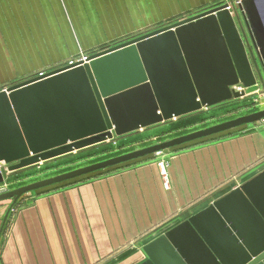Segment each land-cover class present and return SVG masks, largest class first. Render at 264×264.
Returning a JSON list of instances; mask_svg holds the SVG:
<instances>
[{"label": "water", "instance_id": "95a60500", "mask_svg": "<svg viewBox=\"0 0 264 264\" xmlns=\"http://www.w3.org/2000/svg\"><path fill=\"white\" fill-rule=\"evenodd\" d=\"M231 5V9L228 6ZM264 0L221 1L0 90V183L8 170L43 165L106 139L245 97L264 88ZM264 108L0 193L26 194L233 129ZM16 163V164H15ZM139 264H264V172L144 245Z\"/></svg>", "mask_w": 264, "mask_h": 264}, {"label": "crops", "instance_id": "0c3cea01", "mask_svg": "<svg viewBox=\"0 0 264 264\" xmlns=\"http://www.w3.org/2000/svg\"><path fill=\"white\" fill-rule=\"evenodd\" d=\"M221 1L0 0V90ZM214 106L161 122L152 137L197 130ZM79 152L61 158L73 165ZM166 153L167 167L151 155L24 195L0 237V264L141 263L144 245L264 172V125ZM34 166L8 170L10 189L33 182ZM11 202L0 201V231Z\"/></svg>", "mask_w": 264, "mask_h": 264}, {"label": "rangeland", "instance_id": "374dc122", "mask_svg": "<svg viewBox=\"0 0 264 264\" xmlns=\"http://www.w3.org/2000/svg\"><path fill=\"white\" fill-rule=\"evenodd\" d=\"M262 16L264 17V11L262 12ZM246 92L247 94L245 97L238 99L233 98L227 102L225 101L219 103L217 106L212 107L211 110H209L205 115V117L209 118H205L204 123H202V125H200L198 129L230 120L238 116L252 113L264 108V88L260 82L250 88H247ZM158 125L159 123L151 126V128L147 130H143L140 132L134 131L123 135H118L113 131V137L111 139H106L98 144H95V146L80 150L81 152H79V154H81L77 159H75L77 161L72 162L73 165L63 160L67 157L72 156L69 155L65 158H61L62 156L52 158L47 164H44V166L41 167L37 165L32 167V169L34 170H30L32 172L31 175L33 176L31 180H40L43 178L54 176L71 169L88 165L93 162L139 149L151 144L159 143L177 136L168 135L162 138H153L152 134L160 131V126ZM250 125H256V123ZM195 130L196 129H194V131ZM158 160L160 161L161 158H158ZM27 182L31 181H24L23 184Z\"/></svg>", "mask_w": 264, "mask_h": 264}, {"label": "built area", "instance_id": "2783aa9c", "mask_svg": "<svg viewBox=\"0 0 264 264\" xmlns=\"http://www.w3.org/2000/svg\"><path fill=\"white\" fill-rule=\"evenodd\" d=\"M242 0H236L234 1L235 4H239ZM231 5L228 6L229 9H231ZM130 38V37H129ZM123 39L121 41H118L116 43L110 44V45H105L103 47H100L96 50H92V51H82L78 56L72 57L70 59H68L65 63H63L62 65L55 67L51 70H41L38 71L35 75H33L31 78L36 77V78H45V77H49L48 74L55 70V69H59V68H64V67H68V68H72V67H77V66H82L85 65L86 63H88L90 61V57L98 52L104 51L106 49H109L110 47H113L114 45H117L123 41H126L127 39ZM7 87L3 88L6 89ZM256 124H262L264 125V120L260 123H256ZM167 150L164 151H159L156 152L155 154H153V157L155 159L161 158L160 162L163 163L166 167L168 166V154L166 153ZM164 175H167L166 173ZM10 189L9 184L6 183V181L4 180L2 183H0V193L4 192V191H8ZM14 209V208H13ZM12 209V210H13Z\"/></svg>", "mask_w": 264, "mask_h": 264}, {"label": "trees", "instance_id": "16d2710c", "mask_svg": "<svg viewBox=\"0 0 264 264\" xmlns=\"http://www.w3.org/2000/svg\"><path fill=\"white\" fill-rule=\"evenodd\" d=\"M243 127H246V126H242V127H239V128H243ZM236 129H238V128H236ZM202 140V139H201ZM196 142V141H195ZM193 143V142H192ZM190 144V143H189ZM186 145V144H185ZM184 146V145H183ZM180 147V146H179ZM132 162V161H131ZM128 163H130V162H128ZM125 164H127V163H125ZM123 165V164H122ZM120 166V165H119ZM115 167H118V166H115ZM115 167H112V168H115ZM112 168H109V169H112ZM106 170H108V169H106ZM96 173H98V172H96ZM96 173H94V174H96ZM91 175H93V174H91ZM88 176H90V175H88ZM85 177H87V176H84V177H81V178H78V179H74V180H71V181H75V180H79V179H82V178H85ZM71 181H68V182H71ZM64 183H67V182H64ZM63 184V183H62ZM58 185H60V184H58ZM55 186H57V185H55ZM52 187H54V186H52Z\"/></svg>", "mask_w": 264, "mask_h": 264}]
</instances>
